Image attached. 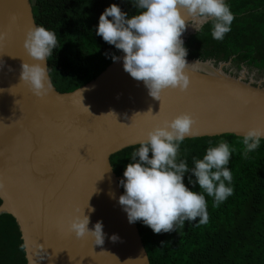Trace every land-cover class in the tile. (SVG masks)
Here are the masks:
<instances>
[{
  "label": "water",
  "instance_id": "95a60500",
  "mask_svg": "<svg viewBox=\"0 0 264 264\" xmlns=\"http://www.w3.org/2000/svg\"><path fill=\"white\" fill-rule=\"evenodd\" d=\"M190 21L195 28L187 26L182 41L202 24ZM33 26L31 0H0V31L7 33L0 42V213L13 217L26 264H149L135 222L118 203L123 193L110 156L181 113L196 121L186 138L243 137L250 128H264V86L223 73L224 62L215 69L209 60L185 58L187 90L165 89L159 101L124 71L121 51L84 84L60 92L51 83L47 95L37 97L20 82L21 64L37 63L23 47ZM83 207L90 230L102 223V245L69 231Z\"/></svg>",
  "mask_w": 264,
  "mask_h": 264
},
{
  "label": "trees",
  "instance_id": "16d2710c",
  "mask_svg": "<svg viewBox=\"0 0 264 264\" xmlns=\"http://www.w3.org/2000/svg\"><path fill=\"white\" fill-rule=\"evenodd\" d=\"M117 4L128 17L140 9L136 0H31L36 26L57 34V44L47 58L50 81L60 92L70 91L95 77L120 50L96 34L99 16L111 4ZM234 20L222 40L212 37L214 21L202 23L183 40L188 59L229 61L239 69L264 71V0H225ZM109 19H111L109 17ZM227 142L231 151L227 167L232 188L217 207L214 197L198 185L191 170L202 160L208 148ZM141 144L129 146L110 156V165L119 181L134 161L132 154ZM243 137L233 134L185 138L179 144L176 162L185 161L189 172L183 183L191 191L203 194L209 221L199 224L186 220L171 232L154 233L142 221H136L149 264H264V139L247 155ZM151 158V153H149ZM120 185V184H119ZM124 194V189L120 185ZM0 264H26L22 240L13 217L0 213Z\"/></svg>",
  "mask_w": 264,
  "mask_h": 264
},
{
  "label": "clouds",
  "instance_id": "9594fccd",
  "mask_svg": "<svg viewBox=\"0 0 264 264\" xmlns=\"http://www.w3.org/2000/svg\"><path fill=\"white\" fill-rule=\"evenodd\" d=\"M133 7L141 11L129 18L117 4L109 5L99 16L96 34L123 52L124 71L133 79L142 81L149 95L159 101L163 90L171 88L183 92L189 86L187 50L181 39L188 20L214 21L211 35L216 40L224 38L234 20L225 0H136ZM6 38L7 33L0 31V42ZM56 44L57 34L43 26H33L25 34L23 47L37 63L21 64L20 82L27 84L37 97H43L51 90L46 62ZM195 123L189 113L164 120L146 133V139L132 154L134 161L138 156V161L126 165L124 179L119 181L124 194L118 198L129 223L142 221L156 234L174 231L177 224L183 227L186 220L199 218V224L208 223L205 196L185 186L183 177L189 172L188 166L185 161L176 162L179 144L194 134ZM262 136L264 128L248 129L243 135L245 147L242 154L246 156L257 149ZM230 156L228 143L220 142L218 146L208 148L202 160L194 159L195 167L191 173L195 180L190 178L189 183L198 185L208 196L214 197L213 207L232 195V188L224 183L232 181V174L225 167ZM4 187L0 181V191ZM94 191L95 186L92 193ZM88 199L85 207H88ZM85 207L71 219L69 231L77 238L88 234L93 237L94 244L102 245L103 225L98 221L90 230L89 216L83 212ZM88 211L91 213L94 209L88 207ZM110 239L115 242L118 237L113 235Z\"/></svg>",
  "mask_w": 264,
  "mask_h": 264
},
{
  "label": "rangeland",
  "instance_id": "374dc122",
  "mask_svg": "<svg viewBox=\"0 0 264 264\" xmlns=\"http://www.w3.org/2000/svg\"><path fill=\"white\" fill-rule=\"evenodd\" d=\"M188 30H192L195 28V25L192 21L188 22L187 24ZM208 64L215 69H218L219 63H215L211 60L208 61ZM221 71L229 76L239 78L244 82H248L251 84H258L264 86V71L257 72L255 69L246 68L244 66L240 67L239 69L235 68V66L231 65L229 61L224 62L223 65H220Z\"/></svg>",
  "mask_w": 264,
  "mask_h": 264
}]
</instances>
